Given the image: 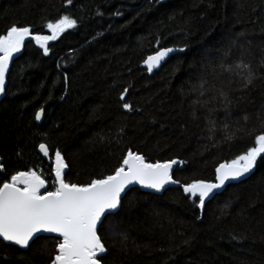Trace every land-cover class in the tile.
<instances>
[{
	"label": "trees",
	"instance_id": "obj_1",
	"mask_svg": "<svg viewBox=\"0 0 264 264\" xmlns=\"http://www.w3.org/2000/svg\"><path fill=\"white\" fill-rule=\"evenodd\" d=\"M65 14L77 27L49 42V55L26 42L9 69L0 100V180L40 169L53 181L59 150L66 181L83 184L111 174L131 149L150 162H182L173 170L182 184L214 181L215 167L264 131V0H0V34L15 24L46 35L47 22ZM160 48L177 51L148 72L144 61ZM240 61L255 74L247 87V70L221 67ZM225 124L236 133L231 143ZM99 234L107 249L102 264H264V162L203 211L179 186L162 193L133 186ZM54 250L53 239L28 249L0 241V264H50Z\"/></svg>",
	"mask_w": 264,
	"mask_h": 264
},
{
	"label": "snow or ice",
	"instance_id": "obj_2",
	"mask_svg": "<svg viewBox=\"0 0 264 264\" xmlns=\"http://www.w3.org/2000/svg\"><path fill=\"white\" fill-rule=\"evenodd\" d=\"M156 2L162 3L163 0ZM67 3L71 5L72 0H67ZM116 15H120L119 11ZM77 24L76 19L65 14L55 22H47L46 27L51 35L33 34L29 26L15 24L8 27L5 34H0V94L5 92L10 62L16 54L21 53L26 42L34 41L47 56L50 52L49 42L57 40L67 30L76 28ZM178 50L184 51L183 48ZM174 51L177 49L160 48L154 55L148 56L144 61L147 70L152 72ZM230 54V48L224 50L225 57ZM221 67L228 72L234 69L247 70V75L243 76L245 87L255 78L251 65L243 61L226 67L222 63ZM206 84L204 79L199 82L201 94ZM128 91L125 88L121 93V101L126 99ZM122 107L132 111L131 104L127 102ZM41 116L42 110L37 111L35 119L40 121ZM244 121L247 123V116ZM224 128L225 140L231 143L236 133L230 131L228 124ZM238 131L243 132L244 129ZM249 135L253 133L250 132ZM39 150L45 157L49 156V148L44 143L39 145ZM261 162H264V131L254 135L252 146L230 161L216 166L214 181L194 179L182 184L173 178V166L182 162L176 159L150 162L144 155L129 149L111 174L92 178L81 184L66 181L68 165L57 150L53 167L54 190H49L42 173L31 169L17 171L10 178L0 180V241L20 249H28L38 239H53L55 250L50 264H102L107 249L99 234L100 230L104 221L119 211L130 186L139 185L159 193L168 185H178L185 197L203 211L206 203L227 183L240 181ZM3 170V165L0 164V172ZM43 234L55 236L45 237Z\"/></svg>",
	"mask_w": 264,
	"mask_h": 264
},
{
	"label": "water",
	"instance_id": "obj_3",
	"mask_svg": "<svg viewBox=\"0 0 264 264\" xmlns=\"http://www.w3.org/2000/svg\"><path fill=\"white\" fill-rule=\"evenodd\" d=\"M67 4H68V3H67ZM19 54H20V53H19ZM19 54H16L15 57H14V59L10 62V67H11L12 62H13V61L19 56ZM152 55H154V54H152ZM162 63H163V61L161 62L160 66L162 65ZM160 66H159V67H160ZM10 67H9V69H10ZM159 67L153 69V71H154V70H157ZM148 72H149V71H148ZM7 75H8V73L6 74V81H7ZM4 93H5V92H4ZM4 93H3V94H0V100H1L2 97L4 96ZM38 152H39V154H40L42 157L47 158V157H45V156L43 155V153L40 152L39 149H38ZM54 162H55V156H54V158H53V160H52V168L54 167ZM175 167H176V165L173 166V170H174ZM249 175H250V174H249ZM249 175H248V176H249ZM248 176L242 178L240 181L244 180V179L247 178ZM53 177H54V172H53ZM240 181H232V182H229V183L226 184V186H227L228 184H231V183H237V182H240ZM133 186H137V187H139L140 189H142V190H144V191L154 192L153 190L142 188V187H140L139 185H132V186H130V188L133 187ZM170 186H178V185H168V186H166V188H168V187H170ZM226 186H225L223 189L219 190L218 193H220L221 191H223V190L226 188ZM42 191H43V190H42ZM163 191H164V190H162V191L159 192V193H162ZM156 193H157V192H156ZM218 193H217V194H218ZM43 235H44V236H45V235H54V236H55V234H43ZM17 247H18V246H17Z\"/></svg>",
	"mask_w": 264,
	"mask_h": 264
},
{
	"label": "rangeland",
	"instance_id": "obj_4",
	"mask_svg": "<svg viewBox=\"0 0 264 264\" xmlns=\"http://www.w3.org/2000/svg\"><path fill=\"white\" fill-rule=\"evenodd\" d=\"M46 35H51V33H50V31L48 30V34H46ZM41 170L39 169V170H37V172L39 173ZM41 172H43V171H41ZM52 175H53V171H52ZM48 188H49V190H54V188H53V181H48Z\"/></svg>",
	"mask_w": 264,
	"mask_h": 264
},
{
	"label": "built area",
	"instance_id": "obj_5",
	"mask_svg": "<svg viewBox=\"0 0 264 264\" xmlns=\"http://www.w3.org/2000/svg\"><path fill=\"white\" fill-rule=\"evenodd\" d=\"M39 173H42L41 171ZM43 174V173H42ZM44 178L47 180L48 182V179L46 178V176L43 174ZM47 187H48V183H47Z\"/></svg>",
	"mask_w": 264,
	"mask_h": 264
}]
</instances>
